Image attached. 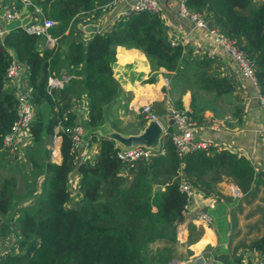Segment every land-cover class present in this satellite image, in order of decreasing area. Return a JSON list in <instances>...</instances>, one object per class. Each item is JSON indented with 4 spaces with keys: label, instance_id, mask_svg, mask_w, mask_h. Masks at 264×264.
I'll return each mask as SVG.
<instances>
[{
    "label": "trees",
    "instance_id": "16d2710c",
    "mask_svg": "<svg viewBox=\"0 0 264 264\" xmlns=\"http://www.w3.org/2000/svg\"><path fill=\"white\" fill-rule=\"evenodd\" d=\"M33 1L43 16L55 22L48 32L59 44L38 52L36 44L41 38L20 26L8 30L0 41V145L16 117L15 99L2 88L8 49L28 66L27 81L38 106L29 128L32 147L24 155L38 176L31 183L27 202L25 194L20 195L10 223L1 217L13 205L16 180L13 176L0 180V233L8 226L17 233V251L6 253L3 264H167L174 252L176 219L186 203L178 188L180 179L206 192L225 176L241 193H247L258 184L254 166L227 150H194L179 157L167 135L161 136L150 160L134 162L130 176L120 175L122 165L113 157L114 141L105 135L98 138L93 161L73 165L68 134L54 132L58 119L64 127L74 124L67 106L56 103L68 93L73 80L48 94L47 70L56 75L62 69L67 75L81 77L91 130L102 124L104 107L120 92L110 68L116 46L139 49L151 70L161 67L173 81L192 79L196 88L214 96L230 93L232 85L225 77L210 74L212 62L205 56L192 57L179 44L171 45L156 13L130 12L110 30L92 34L83 44L77 14H98L107 0ZM184 4L193 12H203L225 36L242 42L241 49L253 61L259 94L264 96V2L184 0ZM153 78L151 75L146 81ZM41 104L48 108V115ZM173 106L182 109L180 99ZM191 107L194 109L192 100ZM53 135L59 136L58 163L49 160ZM72 172L78 175L80 196L71 203L67 179ZM249 248L264 251V235Z\"/></svg>",
    "mask_w": 264,
    "mask_h": 264
},
{
    "label": "crops",
    "instance_id": "0c3cea01",
    "mask_svg": "<svg viewBox=\"0 0 264 264\" xmlns=\"http://www.w3.org/2000/svg\"><path fill=\"white\" fill-rule=\"evenodd\" d=\"M155 1L167 39L172 37L181 46L183 53H190L192 57L205 56L211 60L210 74L225 77L232 85V91L214 96V93L196 88L192 79H180L174 83L173 78L163 68L151 70L139 49L116 46L110 68L120 92L104 107V120L101 125L94 130L87 125L86 98L81 77L68 74L72 77L65 84L73 80L70 81L68 93L56 100L58 105L67 106L73 115V123L83 128L82 144L73 156V165L85 159H95L99 136L108 137L113 132L122 136L140 133L146 125V122L141 123L143 118L137 113L142 104H150L164 124L168 121L167 107L180 99L182 109L188 111L198 125L194 136L208 140L211 144L210 150H227L248 159L258 173V184L256 187L252 186L255 187L254 191L241 193L232 179L222 176L206 192L193 187L191 200L181 214L183 220L176 225L175 242L172 245L174 252L167 264H264V251L249 248L252 241L264 235V176L260 175L264 173V135L260 109L256 100L248 97L247 79L240 76L235 64L225 54L213 49L211 38L178 16L165 0ZM4 2L7 3L8 0H0V3ZM15 2L19 13L17 18L8 23L0 20V26L7 30L22 25L30 16L29 7L22 5L20 0ZM131 2L132 0H124L116 6L106 8L95 20H89L86 25H94L95 32L79 29L80 23H77V29L81 30L78 36L82 43L85 44L94 33L110 30ZM57 44L58 38L54 47ZM45 48L43 40L37 42L36 49L41 52ZM207 50H214L213 54L206 56ZM56 75L62 77L67 74L61 69ZM151 75L154 77L153 81L147 82ZM191 100L194 109L191 107ZM41 105L44 113L48 115V108ZM164 126L166 130L173 127L167 124ZM91 133L93 134L90 136ZM91 137H95V140L90 141ZM57 143L53 149L54 163L60 161ZM4 157V154H0V163ZM1 171L4 172L0 170V176ZM132 172V166H122L119 171L122 176H130ZM71 174L69 180L78 178L75 172ZM71 181L68 183L72 188L74 183ZM75 193L79 198L80 193ZM201 213L209 217L208 223L193 221ZM4 218L9 223L13 220L7 216ZM9 227L4 233H0V251L5 254L17 251L15 240L6 235L8 229H11ZM13 233L16 237V232Z\"/></svg>",
    "mask_w": 264,
    "mask_h": 264
},
{
    "label": "built area",
    "instance_id": "2783aa9c",
    "mask_svg": "<svg viewBox=\"0 0 264 264\" xmlns=\"http://www.w3.org/2000/svg\"><path fill=\"white\" fill-rule=\"evenodd\" d=\"M166 3L173 7L177 15L186 19L192 26L206 33L213 42V49L225 54L237 67L239 74L242 78L250 80L255 86L258 92V96L255 98L257 106L260 109L263 127L262 134L264 135V96L259 94L258 87L255 82L253 72V61L245 54L241 49L242 42L236 38H229L225 36L217 27L209 23L208 19L204 16V13L193 12L186 8L184 0H165ZM22 5L30 8V16L25 23L20 25L26 33L33 34L36 37H40L45 42L46 48H52L56 44L57 37L49 34V28L55 25L52 19H49L42 15L40 8L34 3L33 0H20ZM124 0H107L102 5L100 12H103L106 8L116 6ZM159 7L155 0H132L122 13V16L130 12L149 11L156 13L158 16ZM98 13V14H99ZM98 14H89L87 12H80L77 14L81 18L85 17L83 23H80L79 29L83 28L89 20H95ZM19 15L18 7L15 0H8L7 3H0V20L3 23L13 21ZM121 16V17H122ZM120 19V18H119ZM8 30L0 26V41L2 36ZM171 45L177 44L172 37H169ZM38 50V49H37ZM214 50H207L206 56L212 55ZM38 52H40L38 50ZM27 68L25 63H19L15 58L14 53L11 50H7V65L2 78V88L9 91L15 99V113L16 117L11 123V126L7 133H5L1 139L0 154L8 156H24L26 151L32 147V139L30 133V123L35 117V106L31 88L27 81ZM47 77L45 83V90L50 94L53 90H59L63 88L70 75H63L58 77L54 75L52 71L47 70ZM170 113L172 122V129L166 130L162 119L153 113L150 104H142L137 113L140 114L145 121L155 120L162 128V135H167L174 147L177 156L182 157L186 153L194 150H206L210 149L211 144L208 140L199 139L194 136L198 129V125L188 111L183 109H177L173 105L167 107ZM54 132H65L70 139L69 154L76 155L82 144L83 128L78 124H72L64 127L61 120L58 119L54 126ZM59 140L58 135L52 136V142L55 144ZM114 152L113 157L122 166H132L136 160H150L154 154V148L144 145H132L123 146L118 142L113 144ZM69 179V178H68ZM180 192L185 195L186 204L189 203L193 194V186L184 178H181L178 184ZM209 217L206 214H198L193 218V221L208 223ZM8 238H12L13 232L9 230L6 233ZM5 252L0 251V264H3Z\"/></svg>",
    "mask_w": 264,
    "mask_h": 264
},
{
    "label": "rangeland",
    "instance_id": "374dc122",
    "mask_svg": "<svg viewBox=\"0 0 264 264\" xmlns=\"http://www.w3.org/2000/svg\"><path fill=\"white\" fill-rule=\"evenodd\" d=\"M254 2H257V1L254 0ZM84 18L85 17L81 18V16L78 15L77 16L78 23H83V21H85ZM175 81H176V79H174V82ZM180 84H181V89H183L184 88L183 82H181ZM37 108H38V106L36 105L35 110ZM90 136H91V134H90ZM51 145H52V149L50 150L49 160L53 161L55 159V156L53 155V149H54L55 144L52 142ZM154 150H156V148H154ZM0 170L4 171V172L1 171L2 175L0 176V180L4 177H11V176H13L16 180V188L14 189L15 194H14V196H12V204L13 205H11V208L7 214V217L13 218L14 217L13 215L17 213L16 208L18 206H16V205H18V203H19L20 195L25 194V197H26L25 202H27V200L31 197L29 195L28 191H31L33 188V187H31V183H33V180H35L37 178L38 175H37V173H35L37 171L31 166V164L29 162H26V159L24 156L4 157L3 162L0 163ZM5 172H7V173H5ZM67 180H68V182L71 181L69 179H67ZM71 182H73L74 185L71 188V185L68 183V192H69V196H70V201L72 203L78 199V195H77V193H75L77 191L78 178L76 180L75 179L72 180ZM37 183H38V179H37ZM1 219H5V218L1 217ZM12 238L14 241L15 240L14 233L12 235Z\"/></svg>",
    "mask_w": 264,
    "mask_h": 264
},
{
    "label": "water",
    "instance_id": "95a60500",
    "mask_svg": "<svg viewBox=\"0 0 264 264\" xmlns=\"http://www.w3.org/2000/svg\"><path fill=\"white\" fill-rule=\"evenodd\" d=\"M84 31H89V32H95V26L94 25H85L83 26ZM247 89H248V97L255 99L258 96L257 89L255 86L252 84L250 80H247ZM119 91V89H118ZM166 116L168 118V121L166 122L167 125H171V118H170V113L167 110L166 111ZM162 136V128L161 126L155 121V120H150L146 123L142 131L136 135H127V136H122L116 132H113L109 134L108 138L118 142L119 144L123 146H132V145H144L147 147L151 148H156L159 144V141ZM183 220V216L180 215L176 219V223H180Z\"/></svg>",
    "mask_w": 264,
    "mask_h": 264
},
{
    "label": "clouds",
    "instance_id": "9594fccd",
    "mask_svg": "<svg viewBox=\"0 0 264 264\" xmlns=\"http://www.w3.org/2000/svg\"><path fill=\"white\" fill-rule=\"evenodd\" d=\"M167 110V109H166ZM140 115V114H139ZM143 118V117H142ZM144 119V118H143ZM146 122V121H145ZM148 122V121H147ZM146 122V123H147ZM166 124V123H165ZM172 125V124H171ZM164 127H166V126H164ZM171 130V129H170ZM170 130H168V131H170ZM114 141V140H113ZM114 142H116V141H114ZM56 144V143H55ZM57 145L59 146V142L57 143ZM52 152V151H51ZM12 229V228H11ZM11 229H8V231L9 230H11ZM11 231H13L14 232V230L12 229ZM17 234V233H16ZM15 238H17V235H16V237Z\"/></svg>",
    "mask_w": 264,
    "mask_h": 264
},
{
    "label": "bare ground",
    "instance_id": "6f19581e",
    "mask_svg": "<svg viewBox=\"0 0 264 264\" xmlns=\"http://www.w3.org/2000/svg\"><path fill=\"white\" fill-rule=\"evenodd\" d=\"M138 98V97H137Z\"/></svg>",
    "mask_w": 264,
    "mask_h": 264
}]
</instances>
